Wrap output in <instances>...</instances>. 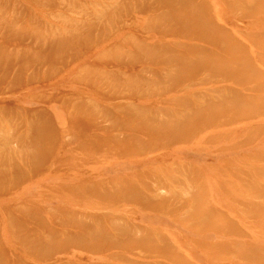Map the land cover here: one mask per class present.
<instances>
[{
  "label": "rangeland",
  "instance_id": "obj_1",
  "mask_svg": "<svg viewBox=\"0 0 264 264\" xmlns=\"http://www.w3.org/2000/svg\"><path fill=\"white\" fill-rule=\"evenodd\" d=\"M0 13V264H264V0Z\"/></svg>",
  "mask_w": 264,
  "mask_h": 264
},
{
  "label": "bare ground",
  "instance_id": "obj_2",
  "mask_svg": "<svg viewBox=\"0 0 264 264\" xmlns=\"http://www.w3.org/2000/svg\"><path fill=\"white\" fill-rule=\"evenodd\" d=\"M69 1V0H68ZM123 1V0H122ZM50 2V1H49ZM52 2V1H51ZM107 7V6H106ZM6 9V8H5ZM111 9H113V8H111ZM95 11V10H94ZM11 13V12H10ZM14 13V12H13ZM96 13H97V11H96ZM1 14V13H0ZM103 14V13H102ZM118 14V13H117ZM15 15V14H14ZM81 15V14H80ZM82 15H83V13H82ZM89 15V14H88ZM87 15V16H88ZM120 15V14H119ZM2 16V15H1ZM19 16V15H18ZM122 16V15H121ZM120 16V17H121ZM6 17V16H5ZM91 17V16H90ZM97 18V17H96ZM100 18V17H99ZM99 18H98V20H99ZM4 19V18H3ZM105 19V18H104ZM118 19V18H117ZM5 20V19H4ZM102 20V19H101ZM15 21V20H14ZM117 22H119V21H117ZM121 22V21H120ZM4 23V22H3ZM23 23V22H22ZM85 23V22H84ZM89 23V22H88ZM102 23V22H101ZM123 23V22H122ZM1 24H2V22H1ZM6 24V23H5ZM83 24V23H82ZM4 25V24H3ZM35 25V24H34ZM2 26V25H1ZM30 26V25H29ZM134 26V25H133ZM120 27V26H119ZM25 28V27H24ZM30 28H31V26H30ZM36 28V27H35ZM14 29V28H13ZM16 29V28H15ZM19 29V28H18ZM34 29V28H33ZM98 30V29H97ZM32 31V30H31ZM85 31V30H84ZM35 32V31H34ZM33 32V33H34ZM38 32V31H37ZM85 32H87V31H85ZM83 33V32H82ZM90 33V32H89ZM99 33V32H98ZM36 34V33H35ZM51 34H53V33H51ZM57 34V33H56ZM86 34V33H85ZM97 34V33H96ZM0 35H1V33H0ZM37 35V34H36ZM48 35V34H47ZM54 35V34H53ZM102 35V34H101ZM31 36V35H30ZM81 36V35H80ZM53 37V36H52ZM61 37V36H60ZM128 37V36H127ZM56 38V37H55ZM69 38V37H68ZM78 40V39H77ZM76 41V40H75ZM96 41V40H95ZM81 42V41H80ZM67 47V46H66ZM121 53V52H120ZM128 54V53H127ZM131 55V54H130ZM145 58V57H144ZM85 69V68H84ZM85 72V71H84ZM100 111V110H99ZM70 112V111H69ZM145 117V116H144ZM165 118V117H164ZM7 125V124H6ZM12 127V126H11ZM17 128V127H16ZM3 129V128H2ZM19 129V128H18ZM3 131V130H2ZM7 133V132H6ZM3 136V135H2ZM6 136V135H5ZM18 137H19V135H18ZM11 138V137H10ZM12 141V140H11ZM9 143V142H8ZM6 145H7V143H5ZM11 144V143H10ZM17 144V143H16ZM15 144V145H16ZM28 151V150H27ZM21 152V151H20ZM29 153V152H28ZM12 162V161H11ZM4 168V167H3ZM163 194V193H162ZM116 226V225H115Z\"/></svg>",
  "mask_w": 264,
  "mask_h": 264
}]
</instances>
